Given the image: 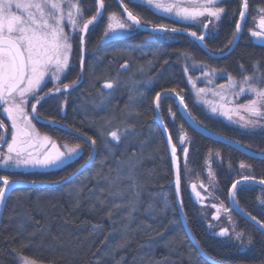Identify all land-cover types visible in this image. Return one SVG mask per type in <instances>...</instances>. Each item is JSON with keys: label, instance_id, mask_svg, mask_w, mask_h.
I'll list each match as a JSON object with an SVG mask.
<instances>
[{"label": "trees", "instance_id": "obj_1", "mask_svg": "<svg viewBox=\"0 0 264 264\" xmlns=\"http://www.w3.org/2000/svg\"><path fill=\"white\" fill-rule=\"evenodd\" d=\"M242 2L228 0L221 4L227 13L219 32L205 40L211 53L224 54L232 47L229 41L233 39ZM91 4L89 17L97 7L94 2ZM122 4L138 15L144 25L193 30L127 0H104L103 10L112 6L124 15ZM258 8L264 9V0H248L244 26L248 12ZM249 26L248 23L246 29L243 27L235 49L221 59L211 58L197 42L181 33L168 34L175 40L167 42L160 39L162 36L138 30L132 36L104 42L103 20L96 29L88 30L83 35V47L75 49L74 66L64 79L65 84L78 81L77 85L69 88L68 97L62 100L50 97L38 107L42 133L60 144H79L83 155L58 169L27 172L0 169V176L9 180L38 185L16 190L7 202L0 228V264H19L20 258L37 264H210L189 239L178 212L170 152L155 122V95L175 88L200 125L252 151L264 153V134L239 133L225 123L209 120L201 109L194 107L188 73L184 72L185 66L191 72L190 67L198 63L241 79V65L251 75L253 65L257 64L259 74H264V45L251 41ZM186 56L190 59L185 60ZM113 81L112 89L103 88L105 82ZM159 107L180 162L175 130L178 123L184 124L194 138L190 164L196 172L202 173L209 153L221 155L222 167L215 169L221 199L227 205L239 165L243 163L251 169V178L264 180V159L250 158L197 134L181 117L171 97H164ZM170 113L177 115L176 124L170 121ZM106 121L111 124L106 125ZM127 124L134 126L130 130L134 135L122 138L119 143L113 141L109 148L97 137L101 126L122 130ZM87 136L97 139L93 160H89L92 146ZM227 166L233 169V174L228 173ZM181 183L188 225L210 258L221 264H264L262 231L233 213L240 231L251 239L253 250L240 253L221 243L210 236L199 218L196 203L187 191L182 162ZM261 190L264 189L244 186L236 191L235 197L245 212L264 222V212L258 206Z\"/></svg>", "mask_w": 264, "mask_h": 264}, {"label": "snow or ice", "instance_id": "obj_2", "mask_svg": "<svg viewBox=\"0 0 264 264\" xmlns=\"http://www.w3.org/2000/svg\"><path fill=\"white\" fill-rule=\"evenodd\" d=\"M130 3H138L147 7L154 14H171L179 18V22H198L200 17L211 18L203 23L204 31L201 34L193 31L188 33L194 41H198L200 46L206 49L204 45L205 37L208 35V23L212 19L219 22L225 14V8L219 5L223 0H193L190 4H180L177 2L165 3L163 0H129ZM95 14L90 18H83V11L79 4H69L64 6L62 0H0V117L6 115L10 121V126L6 127L5 120L0 118V169L14 170H35L61 168L70 162L80 158L83 153L81 146H69L67 144L60 146L52 137L41 135L35 126L34 121L41 122L37 111V106L42 100L49 96L63 95L69 91L70 87H75L78 81H73L71 85L63 83V77L70 68V56L72 51V37L81 33L80 42L83 44V34L89 30V26H95L103 18L104 0H96ZM124 17H117L116 14L108 16L105 39L111 40L122 37L130 33L133 29L150 31L154 36H163L167 34H179L176 28L169 29L165 25H158L148 29L142 24L141 18L123 6ZM248 10V0H243L239 19L235 21V31L233 32V41L238 42L240 34L246 21ZM261 19L258 23L259 30H252L251 37L264 45V9L259 10ZM171 18V17H166ZM68 31H65V28ZM83 53V49H81ZM190 57H185V60ZM81 69H83V54H81ZM195 67V65H193ZM254 71L251 75L246 74L243 65H241L242 78L237 81L232 75L222 76L227 83L220 84L213 89L207 86L197 88L196 80L188 76V83L195 90L198 99L208 104L209 110L213 114H219L226 117L230 122L238 124L241 130L254 131L257 128H264V74H259V65H253ZM184 72L187 75L189 68L185 66ZM202 76L207 78V84L213 83V77L216 75L214 69L201 68ZM49 77L50 80H46ZM199 77H197V80ZM54 81V86L48 92H43V86L48 82ZM113 82H105L103 88L112 89ZM215 99L209 101L206 99L208 93ZM175 93V98L179 101L178 110L181 117L201 134H206L218 142H225V138L211 132L206 127H201L199 122L187 110L184 98L176 92L175 88L167 89L166 93ZM241 96H247L245 103H236ZM161 93L155 95L157 116ZM30 108V110H29ZM131 115V113H129ZM174 115V114H173ZM235 118V119H234ZM49 123V121H43ZM54 123V122H53ZM110 125L111 121H106ZM10 127V139L8 131ZM63 127V126H61ZM134 126L127 124L122 130L117 127L112 130L110 127L101 126L97 131V137L105 148H109L113 141L119 143L122 138L128 135H134L130 131ZM67 130V129H64ZM168 131L167 126L163 129ZM81 135H84L81 133ZM111 138L110 140L108 138ZM92 146V154L89 160L95 158L97 139L93 136H87ZM180 143L185 142V136L179 137ZM167 142L172 144V136L169 134ZM230 144L231 141H228ZM6 146V148H5ZM237 148L240 145H235ZM247 151V149H245ZM182 152L187 167L188 148L183 147ZM257 156V153H248ZM172 162L176 165V187L179 195L180 175L179 162L177 157V148L171 147ZM241 168L245 165L242 163ZM249 179L248 176L243 177ZM0 202L5 198V192L10 191L14 186L7 176H0ZM240 180L235 181L231 188L237 189ZM264 184V180L260 181ZM203 187V185H201ZM196 192V185H192ZM207 190V189H205ZM197 199H202L200 192H196ZM235 192H231L233 207H235ZM134 207V205H132ZM213 219H218L219 208ZM250 219L255 222L261 231H264V222L258 220L255 216ZM228 234V229H221L220 236ZM242 233H236V239H241ZM249 243L251 240L249 239Z\"/></svg>", "mask_w": 264, "mask_h": 264}, {"label": "rangeland", "instance_id": "obj_3", "mask_svg": "<svg viewBox=\"0 0 264 264\" xmlns=\"http://www.w3.org/2000/svg\"><path fill=\"white\" fill-rule=\"evenodd\" d=\"M225 1H228V0H223V3ZM92 2H94V4H96L95 0H62V3L64 4L65 7H67L69 4H77L78 3L79 6L81 7L82 11H83V18L84 19L90 18L89 15H90V11L92 9V4H91ZM127 2L130 3L129 0H127ZM163 2H165V3L177 2V3H180L183 5V4H190L193 2V0H163ZM201 2H203V0H201ZM130 4H133V3H130ZM221 4L219 5L220 7H221ZM122 9H123V7H122ZM240 10H241V8H240ZM259 10L260 9L258 8V9H254L253 11L250 10L248 12L247 22L245 23L244 29H246V26L249 23L250 32L252 30H259L258 29V23H259V20L261 19V16L259 15ZM95 11H96V7H95ZM123 12H124V10H123ZM226 13H227V11H225V14L222 16V18L219 22L212 19V22L208 23V29H209L208 30V38L215 37L218 34L220 26H221V22H222L224 16L226 15ZM111 14H116L117 17H124L121 10L114 8L112 6H110L109 10H103V18L100 19V21L103 20V22H104V32L106 30V24H107L108 16ZM160 15L165 16V17H171L170 19H172L173 21L179 22V18L175 17L174 13L160 14ZM210 19L211 18L205 16V17H200L199 21L195 22V23H192V22L181 23V22H179V24L193 28V30L191 32L195 31L199 35L204 31L203 23L208 22ZM238 19H239V15H238ZM100 21L98 23H96L95 26L90 25L89 30L91 29L90 31H92V30L96 29V27L100 24ZM146 26L148 29L155 27L153 25H146ZM169 29H171V27H169ZM65 31L66 32L68 31L67 27L65 28ZM140 31L144 32L143 30H140ZM250 32H249V37H250L251 41L256 43L257 41L255 40V38L251 37ZM136 33H139V31L136 29H133L127 35H124V36L119 37V38H126V37L132 36ZM147 33H149V32H147ZM86 34H83V35L85 36ZM80 37H81V33H79V32H77L72 37V41H71L72 51H71V56H70V68L67 70L66 74L63 77V83H64V79H65L67 73L74 66L76 47L77 46L83 47L84 41H83V44H81ZM119 38H116V39H119ZM116 39L108 40V39H105V36L103 35L104 42H109V41H113ZM160 39L163 41H167V42H172L173 40H175L173 35H168V34L163 35ZM83 40H84V38H83ZM193 65H195V67H193V66L190 67L192 69V71L188 72V76H192L193 79L196 80L197 88L207 86L209 89H213L220 84L227 83L226 79H223L220 77H222V76L226 77L229 74L224 72V71L214 69L216 72V75L213 77V83L211 85L207 84V78L202 76L201 68H204L205 70L211 69V68H209L207 66L199 65L198 63H194ZM197 77H199L198 80H197ZM46 80H50V78L46 77ZM239 80L240 79H237V81H239ZM54 83H55L54 81H51V82H48L45 86H43V92H48L50 89H52L54 86ZM189 88H190L189 93L191 95L192 103L194 104V107L196 106L197 108L201 109L203 111V112L201 111V113L203 115H205L206 117H208V119L210 118L209 120H215V121H220L222 123H225L229 127H232L233 129L237 130L239 133H242V134H264V128H257L256 130L250 131V132L245 131V130H241L238 127V124L230 122L226 117L221 116L219 114L211 113L209 110L208 104L204 103L203 99H198L196 97L195 90L192 88V85L190 83H189ZM68 94H69V92H66V93H63V95L49 96L48 98L58 97L59 100H62L64 98L68 97ZM206 99L211 101L215 98H213L211 96V92H209ZM247 99H248L247 96H241L238 100H236V103H245L247 101ZM44 100H42V101H44ZM38 107H39V105L37 106V111L39 114V108ZM63 107H65V103L63 104ZM29 110H30V108H29ZM39 116H40V114H39ZM0 118H3L5 120L6 127L10 126V121H8L6 119V115H4ZM169 119L173 124H176L177 115H175V114L173 115V113H170ZM40 120H42L41 117H40ZM201 122H203V121H201ZM34 123H35L37 131L42 136L46 135V134L42 133V131L39 129L38 122L34 121ZM203 127H205V126H203ZM175 130H176L177 137H178V149H179V151H181V162L183 165V172H184V177H185V183L187 186V191H188L189 195L192 197V199L194 200V202L196 203V206H197L198 212H199V218L202 221V223L205 225L208 233L210 234V236L219 240L221 243L228 245V246H232L233 248L237 249L238 252H240V253L252 252L253 247H254L253 243L252 242L249 243L250 238L247 237V235L245 233L240 231L239 224H238L239 222H238L236 216L231 211L229 204L227 205V203L223 202V200L221 199V194H220V189H219L217 176H216V169H215L217 167H222L221 155L219 153H213V152L209 153L208 154L209 156L206 158L202 173L196 172L195 169L193 168V166L190 164V158H191V153H192L191 150L193 147L194 138L191 136L190 132L185 128L184 124H179V123H178V125L176 124ZM181 135L185 136V142L183 144H181L180 140H179V137ZM8 138L10 139V127H9V131H8ZM57 144L60 146L65 145V144H60V143H57ZM183 147L188 148L187 167H185V160H184V155L182 152ZM5 148H6V146H5ZM51 169H56V168L25 170V172H27V171H46V170H51ZM226 169H227L229 174L234 173L233 169L230 166H227ZM20 170H24V169H20ZM7 171H9V170H7ZM14 171H18V170H14ZM251 174H252L251 169L247 165H245L244 168H241L239 165L238 166V174H237V176H235L236 179L234 181H236L240 178H243L244 176L251 177ZM192 185H196V192H200L202 199H199V200L197 199L196 192L193 191ZM201 185H203V187H201ZM205 189H207V190H205ZM213 205H216L220 209L219 213H218V219H213V216L217 214V208H214ZM258 206L261 209V211L264 212V190L259 191ZM221 229H228V234L225 236H220L219 232ZM237 232L242 233L241 239H236V233ZM18 262H19V264H37L33 261L21 259V258L18 259Z\"/></svg>", "mask_w": 264, "mask_h": 264}, {"label": "water", "instance_id": "obj_4", "mask_svg": "<svg viewBox=\"0 0 264 264\" xmlns=\"http://www.w3.org/2000/svg\"><path fill=\"white\" fill-rule=\"evenodd\" d=\"M144 31V30H143ZM243 31V30H242ZM144 32H150V31H144ZM179 33L181 34H184L186 36H188L187 34L190 33V32H184V31H179ZM207 33H208V29H207ZM242 34V32H241ZM241 34H240V38H241ZM191 40H193L190 36H188ZM207 38V35L205 37V40ZM240 38H239V41L236 42V41H233V45L232 47L230 48V50L224 54H220V55H216V54H213L211 53L210 51H208V49L204 48L201 46V48L206 51L208 53V55L211 57V58H217V59H221L227 55H229L234 49L235 47L238 45V43L240 42ZM194 41V40H193ZM197 42L199 45L200 43L198 41H195ZM204 45H205V41H204ZM166 91L164 92H161V100L164 98V97H171L173 99H175L176 101V104L178 105L179 107V101L178 99L175 98V93H167L165 94ZM160 100V102H161ZM160 102H159V106H160ZM155 122L158 124V126L160 127L162 133H163V136L166 140V143H167V146H168V149H169V152H170V156H171V147L174 145L173 141H172V144H169L167 142V137L168 135L170 134L169 131L165 132L163 129H164V126L165 123L161 117V113H160V107L158 109V116H157V109H156V102H155ZM188 110V108H187ZM189 111V110H188ZM181 114V113H180ZM188 124V123H187ZM189 126V124H188ZM190 127V126H189ZM202 127V126H201ZM192 130L193 128L190 127ZM194 131V130H193ZM197 134L205 137V138H208V139H211L213 141H216L218 142L216 139L214 138H211L209 137L208 135L206 134H201L200 132L198 131H195ZM218 135V134H217ZM220 136V135H218ZM223 137V136H221ZM225 138V142H223L222 144H225L237 151H239L240 153L250 157V158H253V159H264V153H259V152H255V151H252L246 147H244L243 145L237 143V142H234L226 137ZM228 141H231L232 143L230 144ZM221 143V142H220ZM238 144L240 145L239 148H237L235 145ZM245 149H247V151H245ZM248 153H257L259 155L257 156H252V155H249ZM177 157H178V151H177ZM171 160H172V156H171ZM178 162H179V175H180V187H179V195H177V187H176V173H177V169H176V165L173 164L172 162V165H173V170H174V181H173V185L175 186V190H176V203H177V207H178V212H179V215H180V218H181V221L183 223V226H184V229L189 237V239L191 240V242L193 243L194 247L196 248V250L198 251V253L200 254L201 257H203L208 263L210 264H221V263H218L216 262L215 260H213L212 258H210L203 250L202 248L200 247V245L198 244V242L196 241V239L194 238L191 230H190V227L188 225V222H187V219H186V216H185V212H184V209H183V203H182V188H181V164H180V159L178 157ZM241 181V183L239 185H237V189L233 190L232 188L230 189V192H229V205H230V208L232 210V212H234L236 215H238L239 217L245 219L246 221H248L249 223H251L252 225H254L255 227H257L259 229V227L255 224L254 221H252L250 219L251 215L248 214L247 212H245L241 207L240 205L238 204V202L236 201V197H234L235 199V207H233V203H232V199H231V192H235L236 194V191L241 188V187H244V186H256V187H259V188H262L264 189V184H261L260 181L262 180H257V179H254V178H249L247 180H244L243 178L242 179H239ZM12 181V180H10ZM15 182L14 183V186L12 187V189L10 191H6L5 192V198L3 200V202H0V228H1V223H2V219H3V216H4V213H5V209H6V206H7V202L9 200V198L11 197V195L18 189H21V188H35V187H38V185H33V184H30V183H26V182H20V181H13ZM0 185L2 186V182H0ZM260 230V229H259ZM261 231V230H260ZM264 233V231H262Z\"/></svg>", "mask_w": 264, "mask_h": 264}]
</instances>
